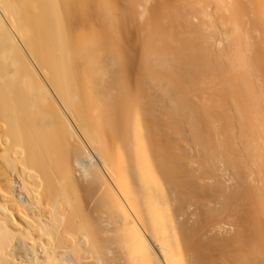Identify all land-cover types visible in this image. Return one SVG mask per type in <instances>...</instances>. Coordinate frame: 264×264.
Here are the masks:
<instances>
[{
	"label": "bare ground",
	"instance_id": "obj_1",
	"mask_svg": "<svg viewBox=\"0 0 264 264\" xmlns=\"http://www.w3.org/2000/svg\"><path fill=\"white\" fill-rule=\"evenodd\" d=\"M198 2L205 13L210 1ZM119 27L111 0H0V264H110L85 202L113 225L105 241L126 230L127 264H264L261 125L243 124L244 149L259 155L234 158L259 183L196 202V224L185 228L168 197L195 191L185 157L152 156L144 130L162 119L179 134L186 98L162 73L163 57L144 58L137 73ZM234 61L248 68L239 52ZM90 149L98 162L78 161L82 187L72 154L91 158Z\"/></svg>",
	"mask_w": 264,
	"mask_h": 264
},
{
	"label": "rangeland",
	"instance_id": "obj_2",
	"mask_svg": "<svg viewBox=\"0 0 264 264\" xmlns=\"http://www.w3.org/2000/svg\"><path fill=\"white\" fill-rule=\"evenodd\" d=\"M111 1L121 35L123 34V42L136 62L137 73H140L144 58L152 60L156 56L163 57L167 62L161 67L162 73L167 76L169 85L173 88L179 84L186 98L183 103L187 104L180 105L184 107L180 109L181 118L177 119L180 121L179 134L170 133L160 119V125L154 128L156 130L147 126L144 135L147 150L152 156L160 157L161 154L178 151L185 157L183 164L181 163L182 166L186 165V170L183 166V172H186L183 179L193 182L195 191L193 194L189 190V194L186 192L178 195L171 190L168 197L179 221L186 218L187 220L183 219L186 222H181L185 228L191 229L196 224L198 201L201 202L202 199L215 205V202L222 200L223 193L246 184L248 178V184L259 183L254 176L242 178L247 172H243L235 164L234 158H241L242 155L244 159H248L247 154L250 157L251 153H259L254 149L250 152L249 147L250 151L244 149V142H248L250 138L243 124L249 123V119L254 120L257 127L260 128L261 125V130H264V0H208L210 2L207 3L210 4L205 13L199 11L198 1L207 0H135L132 5L129 0ZM238 52L245 58L248 68L236 67L234 60ZM215 65L219 67V71H216ZM197 119H201L199 123H196ZM192 129H199L198 136ZM260 141V145H256L263 152L264 139ZM90 150L91 158L83 155L80 150L73 152L72 162L74 171L76 169V178L82 175L83 168L79 160H84L86 166L98 162V156L93 149ZM244 152H248L246 156ZM261 155L264 161V153ZM222 157H227L230 161L232 159V165H236L232 166V172L222 163ZM233 170H236V174ZM79 179L84 183L81 184L82 187H86L84 185L88 184L87 179ZM85 203L89 222L93 224L99 240L105 245L104 260L110 264H127L123 258L126 251L124 247L127 243L130 244L126 240L128 234H124L126 230L120 231L122 234L117 239L114 233L115 237L110 235V240L105 241L108 236L102 230H110L113 225ZM112 218L111 223L117 217ZM119 219L120 216L116 222ZM121 227L125 228L122 223ZM155 251L160 256V251ZM152 258L153 256L151 261Z\"/></svg>",
	"mask_w": 264,
	"mask_h": 264
}]
</instances>
